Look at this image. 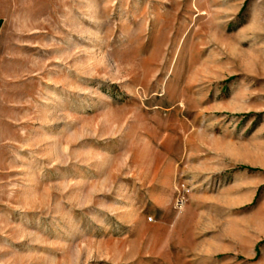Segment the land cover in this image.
Instances as JSON below:
<instances>
[{
  "label": "rangeland",
  "instance_id": "obj_1",
  "mask_svg": "<svg viewBox=\"0 0 264 264\" xmlns=\"http://www.w3.org/2000/svg\"><path fill=\"white\" fill-rule=\"evenodd\" d=\"M0 264H264V0H0Z\"/></svg>",
  "mask_w": 264,
  "mask_h": 264
}]
</instances>
